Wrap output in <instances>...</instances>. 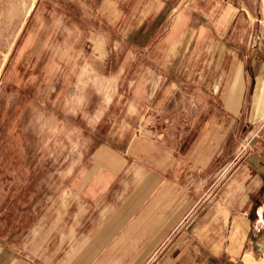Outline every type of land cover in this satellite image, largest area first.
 <instances>
[{"label":"rangeland","instance_id":"374dc122","mask_svg":"<svg viewBox=\"0 0 264 264\" xmlns=\"http://www.w3.org/2000/svg\"><path fill=\"white\" fill-rule=\"evenodd\" d=\"M149 1L164 0H0V176L12 175L16 192L30 190L16 204L38 200L33 191L58 188L60 182L39 175L70 173L72 164L86 168L103 140L116 146L135 136L181 152L204 120L201 112L216 104L212 95L220 87L214 92L211 82L223 78L225 63L241 56L244 41L248 59L264 48V0H165L181 11L193 6L205 20L229 17L219 39L235 53L216 55L205 44L168 53L175 11L149 41L134 37L137 9ZM210 55L215 62L207 66ZM246 105L229 150L208 173L207 196L229 181L255 144L264 149V117L250 122ZM28 174L33 181L23 184Z\"/></svg>","mask_w":264,"mask_h":264},{"label":"crops","instance_id":"0c3cea01","mask_svg":"<svg viewBox=\"0 0 264 264\" xmlns=\"http://www.w3.org/2000/svg\"><path fill=\"white\" fill-rule=\"evenodd\" d=\"M189 8L181 11L165 0L143 3L134 37L149 41L175 11L169 36L175 40L168 53L204 44L206 53H235L219 39L229 17L205 15L206 21ZM242 46L241 56L225 63L223 78L211 82L214 92L220 87L212 95L216 104L201 112L204 120L181 152L135 136L116 146L103 140L86 168L72 164L70 173L39 175L60 184L54 191H33L38 200L32 202L25 200L29 187L16 192L13 176L1 175L0 264H147L159 246L164 248L152 264L263 260L264 149L255 144L229 181L208 196L206 192L208 173L229 150L244 103L250 122L264 117V48L248 59L245 41ZM209 58L207 66L215 62ZM180 164L183 171L177 174ZM32 176L25 175L29 179L23 184ZM4 181L12 185L4 186ZM204 193V204L194 208ZM18 195L25 198L20 204ZM183 215L188 221L179 223Z\"/></svg>","mask_w":264,"mask_h":264},{"label":"built area","instance_id":"2783aa9c","mask_svg":"<svg viewBox=\"0 0 264 264\" xmlns=\"http://www.w3.org/2000/svg\"><path fill=\"white\" fill-rule=\"evenodd\" d=\"M263 126H264V123H263Z\"/></svg>","mask_w":264,"mask_h":264}]
</instances>
